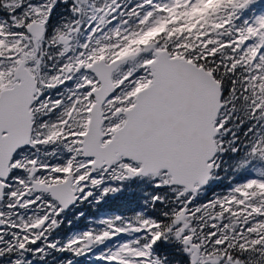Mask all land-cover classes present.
Wrapping results in <instances>:
<instances>
[{"label": "snow or ice", "instance_id": "6c2138e0", "mask_svg": "<svg viewBox=\"0 0 264 264\" xmlns=\"http://www.w3.org/2000/svg\"><path fill=\"white\" fill-rule=\"evenodd\" d=\"M0 264H264V0H0Z\"/></svg>", "mask_w": 264, "mask_h": 264}]
</instances>
